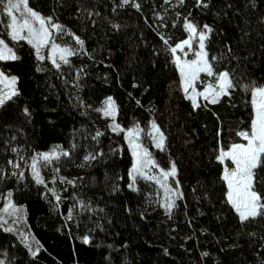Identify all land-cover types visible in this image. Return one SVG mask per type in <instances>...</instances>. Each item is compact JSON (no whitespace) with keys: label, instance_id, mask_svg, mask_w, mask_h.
<instances>
[{"label":"trees","instance_id":"trees-1","mask_svg":"<svg viewBox=\"0 0 264 264\" xmlns=\"http://www.w3.org/2000/svg\"><path fill=\"white\" fill-rule=\"evenodd\" d=\"M135 2L139 11L131 4L118 7L120 0H29L33 10L52 17L85 42L88 54L71 56L59 71L48 60L37 61L26 41L13 42L0 27V36L20 57L0 61V70L19 78L20 92L0 108V195L11 191L15 205L24 208L16 223V217H8L0 227L4 232L0 253L9 264H60L46 259L40 242L33 257L22 241L20 233L38 241L29 229L25 201L34 178L28 171L22 178L13 175L9 164L18 149L37 153L57 146L70 154L62 157L68 165L79 163L88 153H102L76 177L75 186L61 183L51 172L40 184L33 225L43 234L71 239L83 258L68 264H203L202 253L209 249H214L209 256L217 261L219 250L231 251L244 241L253 247L245 264H264V219L241 224L226 201L224 165L217 160L221 149L246 142L237 132L251 131V93L237 87L216 104L199 100L200 107L194 110L181 88L173 56L161 40L163 36L173 46L187 38L184 17L198 29L209 25L213 31L206 42L208 58L223 57L213 62L214 70L233 73L240 84L264 85V0H206L207 8L197 7L196 0H185L182 6L178 0ZM165 5L170 13L160 30L156 13ZM113 24L120 25L119 30ZM56 43L79 47L69 35L59 36ZM196 44L194 40V48ZM38 66L45 70L37 71ZM108 97L117 105L116 122L123 129L139 125L140 142L161 168L167 170L175 162L183 199L176 200L171 219L144 216V181H137L136 191L129 188L132 153L124 133L100 128L93 112ZM152 121L167 138L166 151L156 149L147 135ZM97 131L103 135L97 137ZM256 171L264 181V167ZM170 183L175 187V181ZM49 189L60 196L59 201ZM256 190L264 195V183H257ZM81 201L90 207L81 209ZM3 203L0 200V208ZM210 205L209 218L195 233L186 210L194 208L203 217L204 206ZM6 227L13 231H5ZM85 236L88 244L83 242Z\"/></svg>","mask_w":264,"mask_h":264},{"label":"snow or ice","instance_id":"snow-or-ice-1","mask_svg":"<svg viewBox=\"0 0 264 264\" xmlns=\"http://www.w3.org/2000/svg\"><path fill=\"white\" fill-rule=\"evenodd\" d=\"M164 3L169 4L170 0H164ZM178 3L182 6L185 0H178ZM129 4L138 11L140 10V4L136 3L135 0H120L118 7H125ZM196 6L207 8L209 5L206 0H196ZM87 14L89 17L93 15L92 12H88ZM95 15H99V13H95ZM179 15L177 13V16ZM3 16L8 18V23L4 27L10 39L13 42L26 41L35 50L37 61L43 62L48 60L57 71L61 69L62 64L67 65L70 63L69 58L71 56L81 53L88 54L84 48V40L76 36L69 29H66L63 25L53 22L52 17H44L33 10L29 6V0H0V17ZM157 18L163 20L164 17L157 13ZM112 27L119 30L120 25L113 24ZM183 27L188 33V38L176 43L174 47L168 45V40L163 36H161V40L168 46L166 50L170 51L173 56V63L179 71L181 88L185 93V98L191 100L194 110L200 107L197 97H202L208 103L216 104L220 101L221 97L230 96L231 91L237 87H241L244 91H250L251 93L253 108L251 131L237 132V135L246 140L247 143L232 144L227 151L221 149L217 160L220 163H224L225 160H231L232 164L235 165L231 169L227 166L225 167L222 179L228 189L226 201L237 214L241 224L254 221L257 218L264 219V195L256 190L257 183H264V181L260 180L256 171L264 167V85H256L254 83L240 84L234 74L227 70L217 73L214 70L213 62L223 57L213 56L209 59L206 51V42L209 34L213 31L212 28L209 25H204L203 29H198L188 17H184ZM61 35L71 36L79 47L73 48L56 43V39ZM194 40L198 43V50L194 52L196 58L191 61H182L181 57L177 55L178 50L184 52V55L187 56V52L184 50L187 48L188 51H193ZM45 48H48L47 55L42 51ZM229 52H231V48H229ZM19 59L20 57L14 49L5 40L0 39V61H16ZM44 70L40 66L37 67V71ZM201 73L214 78L215 84H209L205 87L204 91L198 92L195 85ZM18 80L17 76L8 75L0 70V108H3L8 102L13 101L14 98L20 95L19 89L16 87ZM133 87H137V85H133ZM95 110L102 113L104 118H111L113 122L109 127L117 133L123 132L125 140L129 144L134 158L132 168L128 173L131 180L129 188L133 191L137 190L135 185L138 178L155 183L163 192L159 206L164 210V214L171 219L173 210L177 207L176 200L183 199V193L179 190L180 183L176 179L177 168L175 162H171L170 168L167 170L161 168L148 148L140 142L143 130L139 125L125 130L115 122V115L118 109L112 97L106 99L103 107ZM24 112L25 115H29L27 108L24 109ZM101 135L103 133L97 131L96 136L99 137ZM147 135L151 138L152 145L156 149L160 151L167 150V138L155 121L151 122L150 131H148ZM69 155L68 152H58L56 149L34 155L28 167H30L36 183H45L43 177L40 175V166L51 164L53 161L58 162L61 160V157H68ZM100 155L102 153H88L83 157V163L77 166L83 167L85 164L90 166L91 162L97 160ZM9 164L13 168L20 167L17 162L9 161ZM154 169L157 171L153 174ZM54 171L58 174L60 169L55 168ZM12 174L17 175L16 172ZM18 175L22 178L24 175L23 171L19 172ZM76 179L59 177L61 183L73 186H75ZM170 181H175V187L172 186ZM53 183H55V179ZM49 191H52L57 201L60 200V196L53 189H49ZM0 200L4 202L3 207L0 208V227L8 223V217H16L17 220L13 221V223H16L24 213L23 206L15 205L11 191L7 193L6 197L0 195ZM80 206L81 209L90 207L84 204L83 201L80 202ZM67 218H72L71 209ZM4 230L13 231L11 227H6ZM20 236L25 246L29 248L31 255L35 257L41 249L39 241H36L34 237H30V234L20 233ZM83 242L88 244L90 242L89 237L85 236ZM33 243L36 245L35 250L32 249ZM202 255L207 256L208 253H202ZM0 264H5V261L0 259Z\"/></svg>","mask_w":264,"mask_h":264},{"label":"rangeland","instance_id":"rangeland-1","mask_svg":"<svg viewBox=\"0 0 264 264\" xmlns=\"http://www.w3.org/2000/svg\"><path fill=\"white\" fill-rule=\"evenodd\" d=\"M157 13H159L161 16L164 17L163 20L157 18ZM157 13H156V21H157L158 27H159L160 30H163L164 26H165V21L164 20L168 16V14L170 13L169 10L167 9V5L162 7L161 11L159 10ZM0 21H2V22H0V27H1L2 31L4 32V34L6 36H8L7 35V30L4 27L8 23V18L6 16L0 17ZM53 22L59 23V22H56L54 20H53ZM161 25H164V26H161ZM187 38H185V39H187ZM0 39H2L1 36H0ZM182 40H184V39H182ZM182 40L178 41L177 43L181 42ZM174 46L175 45H173V47ZM10 47H12V46H10ZM195 50H198V43L196 44L195 48L193 47V51H188L187 48H185L184 51L187 52V56H185L184 52H181L180 50H178L177 55L181 57L182 61L183 60L191 61V60L196 58L195 55H194ZM42 51L44 52L45 55L48 54V48L42 49ZM222 71H225V70H222ZM209 84H215V79L211 78V77H208L204 73H201L195 86H196L197 91L200 92V91H204L205 87L207 85H209ZM106 99L104 100L103 104L93 108V112H94V115H95V118H96L97 122L100 124V128L108 127L109 129H111L109 127V125L113 122L112 119L111 118H104L102 113L97 112L95 110L97 108L103 107ZM201 99H203V98L202 97H197V102H199V100H201ZM115 122H116V118H115ZM131 128H133V127H131ZM128 129H130V128H128ZM125 130H127V129H125ZM161 131L163 132L162 129H161ZM127 144H128V142H127ZM233 144H245V143L236 142V143H233ZM128 146H129V144H128ZM230 146H229V148H230ZM229 148L224 149V150L227 151ZM53 149H56L58 152H67L66 149H63V148L61 149V148H59L57 146H54L53 148H51L48 151H42V152H37V153L50 152ZM130 151H131V149H130ZM37 153H27V152H24L22 149H18L16 151L15 157H14V159L12 161L19 163L20 167L19 168H13L12 167V172H16L17 175L21 171H23V173L25 171L32 172L30 167H28V164H30L31 158L34 155H36ZM21 157H23V159H21ZM133 160H134V158L132 156V164H131L129 170L132 168ZM80 163H83V159L77 164L68 165L67 163H64L62 161V157H61V160L58 161V162L57 161H53L51 164L40 166L39 167L40 175L44 179V177H46L47 174H49V172H51V173L55 174L58 178L59 177H66L67 179H73V178H76L77 176L81 175L87 169V167L89 166V165L85 164L83 167H78L77 165L80 164ZM223 165H224V169H225L226 166L229 169L235 167V165L232 164L231 160H229V161L225 160ZM55 168H59L60 169L58 174L54 171ZM156 171L157 170L154 169L153 170V174ZM223 172H224V170H223ZM138 180H139V178L137 179V181ZM140 180L144 181V183L147 186V190L145 192V203H144V210H143L144 216L152 217V216H154L156 214L165 215L164 214V210L159 206V201L163 197L162 190H160L158 188V186L155 183L151 182V181H147V180H144V179H140ZM44 181H45V179H44ZM130 183H131V180L129 178V184ZM135 187L137 189L138 182H136ZM40 194H41L40 184L36 183V180L34 179V183L29 185L28 191L25 194V201H26V206H27V210H28V225H29L30 231L34 234V236H36L37 240L40 242L42 247L46 250V259L48 261H58L60 264H68L70 262L77 263V262L81 261L82 258H83V255L78 249H76L72 245L71 239L69 237L61 236V235H57V234L46 235V234H43L42 232H39L34 227L33 222H32V218L39 211ZM212 209H213V206H211V205L210 206H204L205 213H204L203 217H199L197 215V213H196L194 208H189V209L186 210V214L188 216V220L190 222V225L195 230V233H198V229L200 228L202 223L207 218H209ZM2 234H4V232L0 229V236ZM247 240H248V238H247ZM247 242H249V241H244L242 246H240L239 248L233 249L231 251H228V252H224L222 250H219L220 258L217 261H213L210 258L209 254L214 249H209V251H207L208 255L203 257V264H245V262L247 260H249L252 257V254H253V247L250 246ZM0 259L4 260V258H3L1 253H0ZM5 264H9V263L5 262Z\"/></svg>","mask_w":264,"mask_h":264},{"label":"crops","instance_id":"crops-1","mask_svg":"<svg viewBox=\"0 0 264 264\" xmlns=\"http://www.w3.org/2000/svg\"><path fill=\"white\" fill-rule=\"evenodd\" d=\"M252 119H253V118H252ZM243 143H245V144H246V143H247V141H246V142H243ZM223 170H224V167H223Z\"/></svg>","mask_w":264,"mask_h":264}]
</instances>
